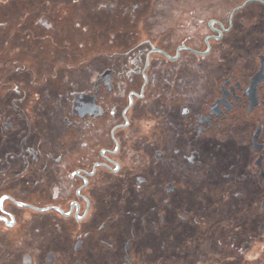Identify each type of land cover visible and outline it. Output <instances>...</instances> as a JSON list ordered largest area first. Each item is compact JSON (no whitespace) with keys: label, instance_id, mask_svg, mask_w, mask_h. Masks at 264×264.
Here are the masks:
<instances>
[{"label":"flooded vegetation","instance_id":"1","mask_svg":"<svg viewBox=\"0 0 264 264\" xmlns=\"http://www.w3.org/2000/svg\"><path fill=\"white\" fill-rule=\"evenodd\" d=\"M67 1L115 17L116 50L2 79L0 264L185 263L190 239L264 264V0ZM33 11L69 50L55 7ZM205 212L222 225L195 232Z\"/></svg>","mask_w":264,"mask_h":264},{"label":"rangeland","instance_id":"2","mask_svg":"<svg viewBox=\"0 0 264 264\" xmlns=\"http://www.w3.org/2000/svg\"><path fill=\"white\" fill-rule=\"evenodd\" d=\"M8 1L12 2V6L10 8L7 7V10L5 3ZM54 1H56V3H54ZM54 1H52L54 5H50L48 4L49 0H0V24L3 21H8L9 23L7 29L0 28V93L3 91L2 88L6 87L2 83V79L5 75H50V72H55L56 67L58 69L57 73L60 72V75H64V73L75 75V72H80V65L83 59L87 58L95 63L96 60H104V55L108 56L116 50V46L110 44V34L114 33L116 24H118V22L115 21V17L113 18L110 15L103 14L100 16H94V19L97 20L95 21L91 18V14L85 17L82 12V6L80 5H70L69 1H67V3H63L62 0ZM35 2H37V4H35ZM20 5H23L25 12L21 16H17L15 9ZM36 7L40 8L41 13L46 14L49 13L51 8L55 7V15L53 16L54 23L63 29L61 32L62 36L57 37V39L59 42L64 39V33L66 34L65 31H67L68 34L71 33L72 38L69 50L67 47L53 42L52 36L54 32H45L43 30L37 31L36 28L33 27L37 19V14L33 11ZM144 7L149 8L151 7V4ZM70 11L73 16H71V20L69 21L67 18ZM62 18L63 20H61ZM78 18L83 20L82 22L84 24L91 26L90 31L86 36L88 45L84 49L78 47V41L82 38V32H74L73 30L74 21ZM95 22L99 23L101 27H105L103 31L95 29ZM19 23H23V27L21 28L23 31H17ZM58 31L59 30L57 29V32ZM22 35H24V39L19 38V36ZM6 42L9 44L7 45ZM55 49L56 52L54 54L53 52ZM68 51L71 53L70 57L65 55ZM60 60L67 61L60 62ZM68 64L74 65L78 68L74 70L75 72H68L66 69V65ZM17 67L22 68L19 73L16 71ZM220 202L221 201L217 198V207H220V204L218 205ZM223 204L224 201H222V205ZM201 215L205 217V219L201 221V225L199 228H196L195 232L202 233L212 225L217 228L222 225L219 224V222L217 225L216 223L212 224L208 218V216H210L209 212H205L204 214L201 213ZM219 220H221V218ZM189 231L191 232L192 230ZM222 241L223 243L225 242L223 238ZM206 244L202 241L200 248V252L204 253V259L198 261L195 254L197 248H195L193 240L190 239L187 241L184 250L181 249L185 254L189 253L188 257L191 259L190 262L183 263L180 259L174 261L170 259L168 264H228L225 260L227 257L232 256V254L234 255V251L229 250L226 246L222 247V249L217 248L219 251L216 255H212L209 251L208 244ZM138 261L139 259H137V263H139Z\"/></svg>","mask_w":264,"mask_h":264},{"label":"snow or ice","instance_id":"3","mask_svg":"<svg viewBox=\"0 0 264 264\" xmlns=\"http://www.w3.org/2000/svg\"><path fill=\"white\" fill-rule=\"evenodd\" d=\"M2 199H7V197H5V198H2Z\"/></svg>","mask_w":264,"mask_h":264}]
</instances>
